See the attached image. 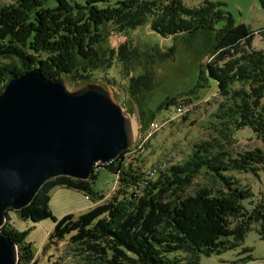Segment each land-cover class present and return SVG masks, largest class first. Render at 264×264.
<instances>
[{"label": "trees", "instance_id": "16d2710c", "mask_svg": "<svg viewBox=\"0 0 264 264\" xmlns=\"http://www.w3.org/2000/svg\"><path fill=\"white\" fill-rule=\"evenodd\" d=\"M258 2L264 9V0ZM217 6L205 3L187 8L179 0H13L0 6V60H8L0 64V91L9 80L31 69H38L50 82L60 77L76 82L114 61L121 75L128 77L123 94L142 97L149 89L153 60H164V53L155 45L146 53L122 42L115 50L108 49L103 60L97 49L103 26L118 36L145 27L173 41L201 31L210 40L209 60L195 83L205 89L209 82L215 84L222 120L230 122L226 130L231 140L229 129L247 128L260 144L236 157L224 155V162L202 158L159 170L154 180L143 172L139 159H127L128 149L107 165L97 164L87 181L56 177L45 182L30 204L16 213L33 223L49 218L53 225L49 242L66 241L81 258L80 264H180L172 254L183 252L191 258L218 254L238 245L251 227L264 240V194L245 211L239 201L251 194L222 176L228 171L264 172V105L260 103L264 54L251 45L254 35L264 45V29L250 32L243 24L229 22L215 28L221 18ZM173 46L167 49V57L173 56ZM138 59L143 63L137 64ZM98 168L115 179L116 188L104 201L103 195L90 189ZM201 169L219 177L228 192L204 187L187 194ZM54 187L77 191L97 203L77 216L55 219L47 207ZM0 231L16 247V264H35L29 245L23 243L24 233L14 232L6 222Z\"/></svg>", "mask_w": 264, "mask_h": 264}, {"label": "rangeland", "instance_id": "374dc122", "mask_svg": "<svg viewBox=\"0 0 264 264\" xmlns=\"http://www.w3.org/2000/svg\"><path fill=\"white\" fill-rule=\"evenodd\" d=\"M12 1L0 0V6ZM179 3L187 8H196L205 3L217 4L221 18L215 28H222L229 22L233 26L243 24L250 32L264 29V9L258 0H179ZM101 31L102 41L97 49L103 60L109 55L108 49L115 50L122 42L146 53L149 52L148 47L155 45L166 57L164 60L157 57L152 59L154 63L151 80L148 81L149 89L141 94L142 97L139 95L127 98L123 94L122 86L127 83L128 77L121 75L114 61L106 69L87 73L83 80L70 82L64 79L70 89L85 82L99 84L124 109L134 127V141L126 157L139 159L142 163L140 167L149 179L154 180L157 171L169 167L190 165L202 158L224 162V155L236 157L260 147L247 128L229 129L231 140L226 130V125L230 122L222 120L223 113L218 106L221 97L216 94L215 84L209 82V87L205 89L195 83L199 70L209 60L207 53L210 40L206 33L199 31L190 37L176 38L173 41L172 37H160L147 31L145 27L127 31L120 36L110 32L107 25ZM173 44L175 51L170 58L167 57V49ZM251 45L264 54V45L257 35L253 36ZM7 62L8 60H0V64ZM136 63L142 64L143 61L138 59ZM164 103H167L165 107ZM177 103H182L184 108L175 113ZM260 103L264 105V97ZM150 121L153 124L148 126ZM130 162L138 165L134 161ZM94 174L96 176L90 189L95 194L103 195L104 201L115 190V179L103 168H98ZM222 176L251 194L239 201L240 207L245 211H250L264 194V172L261 170L256 174L228 171ZM204 187L228 192L219 177L206 173L203 169L195 175L185 192L193 195ZM48 197L47 207L51 217L55 219L68 214H82L94 203V198L85 200L81 193L63 187L52 188ZM5 214V222L11 229L24 233L23 243L29 245L35 264H80L81 258L66 241L49 242L53 226L49 218L33 223L22 219L10 209ZM234 224L233 221L232 225ZM172 256H176L180 264H190L192 259H195V264H264V240L251 227L238 245L218 254H195L191 258L186 253L176 252Z\"/></svg>", "mask_w": 264, "mask_h": 264}, {"label": "water", "instance_id": "95a60500", "mask_svg": "<svg viewBox=\"0 0 264 264\" xmlns=\"http://www.w3.org/2000/svg\"><path fill=\"white\" fill-rule=\"evenodd\" d=\"M133 141L129 116L99 84L70 89L36 68L9 80L0 91V229L5 210L29 205L45 182L87 181ZM16 263V247L0 231V264Z\"/></svg>", "mask_w": 264, "mask_h": 264}, {"label": "built area", "instance_id": "2783aa9c", "mask_svg": "<svg viewBox=\"0 0 264 264\" xmlns=\"http://www.w3.org/2000/svg\"><path fill=\"white\" fill-rule=\"evenodd\" d=\"M183 108H184V106L182 105V103H177V104L175 105V107H174V112L177 113V112L181 111ZM152 122H153V121H150V122L148 123V126H151V125H152ZM84 199H85V200H88L87 198H84Z\"/></svg>", "mask_w": 264, "mask_h": 264}, {"label": "bare ground", "instance_id": "6f19581e", "mask_svg": "<svg viewBox=\"0 0 264 264\" xmlns=\"http://www.w3.org/2000/svg\"><path fill=\"white\" fill-rule=\"evenodd\" d=\"M182 110H183V109H182ZM182 110H181V111H182ZM179 112H180V111H179ZM152 124H153V122H152ZM132 126H133V124H132ZM133 132H134V127H133Z\"/></svg>", "mask_w": 264, "mask_h": 264}]
</instances>
